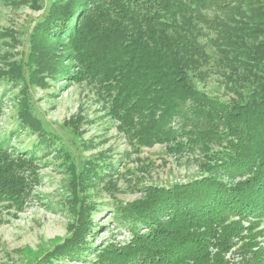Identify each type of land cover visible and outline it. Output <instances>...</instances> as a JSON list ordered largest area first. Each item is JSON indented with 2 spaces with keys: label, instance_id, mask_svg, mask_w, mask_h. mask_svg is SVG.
<instances>
[{
  "label": "trees",
  "instance_id": "1",
  "mask_svg": "<svg viewBox=\"0 0 264 264\" xmlns=\"http://www.w3.org/2000/svg\"><path fill=\"white\" fill-rule=\"evenodd\" d=\"M47 12L31 33L30 53L14 59L12 76L0 72V79L27 91L41 73L50 75L42 85L47 77L93 83L107 115L139 146L197 148L205 161L199 175L115 201L129 237L99 244L88 192L103 182L110 194L117 190L107 178L115 164L69 156L72 233L33 264L89 256L95 264H228L226 253L236 249L235 264H264V0H67L50 3ZM210 30L226 43L217 44ZM60 43L63 53L53 52ZM216 52L231 60L227 73L235 62L236 72L253 76L240 88L228 86L236 97L212 95L201 85L214 71ZM23 89L19 125L38 140L21 149L15 141L11 148L10 135L0 140V203L18 209L40 181L45 149L58 145L71 155Z\"/></svg>",
  "mask_w": 264,
  "mask_h": 264
},
{
  "label": "rangeland",
  "instance_id": "2",
  "mask_svg": "<svg viewBox=\"0 0 264 264\" xmlns=\"http://www.w3.org/2000/svg\"><path fill=\"white\" fill-rule=\"evenodd\" d=\"M54 1L67 0H0V72L12 76L10 72L14 68V59L30 53L31 33L48 14L50 3ZM209 35L217 39L219 45L226 43L218 31L210 30ZM206 40L204 38V42ZM56 46L53 52L62 54L65 46L62 43ZM207 47L208 52L215 51L209 43ZM214 55L216 58L211 59V63L217 70L212 67L214 71L201 85L212 95L225 99L236 97L237 93L229 87L240 88L239 84H247L252 74L247 70L236 72L239 66L234 67L235 62L227 73L225 64L231 60H221L217 52ZM77 69L75 67V72ZM221 71L237 76L240 82H227ZM46 76L50 75L41 73V81L34 80L28 91L21 83L12 84L0 79V140L10 135L11 148L15 141L21 142L20 147L16 145L20 149L31 147L38 140L36 132L21 129L19 125L18 111L23 89L24 98L25 95L30 96L34 113L48 130L60 136L59 141L71 152V155H65L58 145L46 148L45 157L41 156L39 160L40 181L33 187L23 208L10 207L7 202L0 203V264H33L72 233L73 215L69 203L72 192L67 171L69 156L71 159L79 158L81 154V161L89 158L98 161L99 165L105 161L115 164L116 171L107 178L117 184V190L110 194L102 187L103 182L88 192L87 202L93 208V223L97 225L93 230L98 232L97 242L99 238H104L101 240L103 243L129 237L127 226L118 218L113 207L115 201L131 202L142 198L151 184L185 181L203 172L205 157L197 148L179 151L170 149L167 144L148 147L132 141L119 121L107 115L100 87L67 77H47V84L42 85ZM17 130L21 131L19 137L15 136ZM259 230L263 232L259 240L264 246V223ZM236 250L226 253L228 264L238 261ZM94 260L92 256L78 261L62 258L49 264H95Z\"/></svg>",
  "mask_w": 264,
  "mask_h": 264
}]
</instances>
